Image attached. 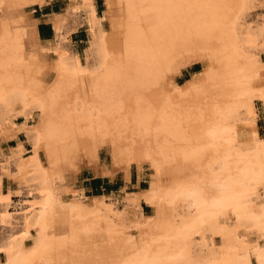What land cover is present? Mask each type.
Masks as SVG:
<instances>
[{
  "label": "bare ground",
  "instance_id": "6f19581e",
  "mask_svg": "<svg viewBox=\"0 0 264 264\" xmlns=\"http://www.w3.org/2000/svg\"><path fill=\"white\" fill-rule=\"evenodd\" d=\"M69 1L84 61L57 14L58 42L41 40L27 9L46 0H0V146L18 139L6 177L42 198L0 264H264V137L245 113L264 106V63L244 28L264 0H106L102 15ZM85 168L125 191L135 169L124 200L139 218L76 188Z\"/></svg>",
  "mask_w": 264,
  "mask_h": 264
},
{
  "label": "rangeland",
  "instance_id": "374dc122",
  "mask_svg": "<svg viewBox=\"0 0 264 264\" xmlns=\"http://www.w3.org/2000/svg\"><path fill=\"white\" fill-rule=\"evenodd\" d=\"M94 2L98 14L102 15L106 10V0H94ZM69 5V0H46L42 5L29 7L27 13L37 19V30L41 40L43 42L52 41L51 43H56L58 40L49 16L57 14L63 17L65 24V39L60 41V43L69 53H71L73 48L76 47L84 61L85 51L90 44L89 29L86 24L81 23L82 14L79 11H71L67 13ZM42 24L48 25L49 29L40 28ZM104 24L105 28L108 29L109 23L107 20L104 21ZM244 28L247 30L251 28L250 30L253 34H256V31L258 30V33L256 34L258 35L257 43L250 52L252 56L255 55L254 57L264 63V38L259 36V30L264 28V7L261 4H257L256 7L249 12ZM201 69L203 70L201 62H196L191 66L184 68L177 77L179 84L183 85L184 83H187L195 74L200 73V71H202ZM245 113H248V116L253 118L259 134L264 137V106H262L261 103H256L251 111L248 110V112ZM20 140L24 143L23 136H20ZM17 142L18 139H12L9 143H4L5 145L2 144L0 146V149H2L0 151V188L4 185L3 191L0 194V201L8 202L10 204V208L6 214H2L0 208V241L2 243H7L10 238L17 239L21 236L25 229V224L29 222V219L31 218L30 216L34 214L42 202V198L35 188L26 187L25 185L18 186L13 178L6 177L8 173V162H6L5 155H10L12 150H18ZM107 156L108 152L102 150L101 157L103 158ZM14 169V165L11 163V172H14ZM147 177L140 180L139 187L143 190L149 188V177ZM137 178L138 174L136 170L133 169L131 173V182L128 190L125 191V181L121 174H118L114 179H110L108 177L96 176L90 169L85 168L79 173L75 187H84L85 193L88 196L87 198L100 196L108 198L107 202L114 204L113 206L115 207V210L121 211L128 220L132 221L133 217L137 218L139 215H129L130 209L125 203L124 198L126 192H132L135 189ZM93 179H99L100 181L98 183H91ZM97 192H99V194H95ZM144 207V212L147 215L152 214L151 208ZM1 259L5 260L4 255H1Z\"/></svg>",
  "mask_w": 264,
  "mask_h": 264
},
{
  "label": "trees",
  "instance_id": "16d2710c",
  "mask_svg": "<svg viewBox=\"0 0 264 264\" xmlns=\"http://www.w3.org/2000/svg\"><path fill=\"white\" fill-rule=\"evenodd\" d=\"M40 28H47V29H49V26L48 25H45V24H42L41 26H40ZM100 180L99 179H93L92 181H91V183H98ZM95 194H99V192H97V193H95Z\"/></svg>",
  "mask_w": 264,
  "mask_h": 264
}]
</instances>
